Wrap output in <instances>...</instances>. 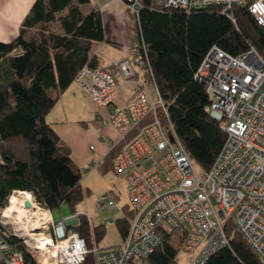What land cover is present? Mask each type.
I'll return each instance as SVG.
<instances>
[{"label": "built area", "instance_id": "1", "mask_svg": "<svg viewBox=\"0 0 264 264\" xmlns=\"http://www.w3.org/2000/svg\"><path fill=\"white\" fill-rule=\"evenodd\" d=\"M120 1L137 16L141 0ZM151 2L159 8L185 12L218 6L230 17L232 8L246 7L255 22L264 26V0ZM129 53L128 58L109 60L106 67L85 66L74 79L90 100L106 111L107 116L97 111L96 119L110 124L117 135L110 141L112 147L120 145L111 169L122 173L127 184L126 207L131 220L125 236L117 245L94 244L89 249L84 238L69 228L85 214L74 212L55 223L51 210L33 198L36 218L30 217L24 205L0 209V259L6 264H29L7 241L14 236L25 244L37 264H84L88 253L93 254V264H150V256L164 235L180 231L184 234L180 250L190 254L188 264H203L229 244L226 228L231 224L264 263V51L250 46L232 55L213 45L202 58L195 75L203 80L208 108L220 114L219 126L226 136L210 168L201 173L168 120L138 22ZM147 79L152 80L150 84ZM124 86L131 92L122 99ZM159 110L167 123L162 124ZM148 116L150 119L140 125ZM105 138L100 135L101 140ZM147 161L150 165L141 168ZM99 165L95 163L97 168ZM117 200L118 195L111 193L99 201L115 208ZM9 201L10 197L8 205ZM57 225L67 229L64 236L56 235Z\"/></svg>", "mask_w": 264, "mask_h": 264}, {"label": "trees", "instance_id": "2", "mask_svg": "<svg viewBox=\"0 0 264 264\" xmlns=\"http://www.w3.org/2000/svg\"><path fill=\"white\" fill-rule=\"evenodd\" d=\"M88 2L36 0L22 20L18 36L8 43L0 42V209L13 191H20L31 194L51 211L65 204L74 213L88 194L70 147L47 120L76 74L85 66L99 67L90 50L93 42L104 40L102 18L98 9L80 10L79 6ZM141 4L137 22L168 120L196 167L207 170L226 135L219 126L220 117L210 113L204 82L195 75L197 68L213 45L232 55L250 46L263 52L264 26L241 6L232 8L230 17L218 6L185 12L156 7L151 0H141ZM151 81L147 79L149 84ZM159 118L162 124L167 123L162 110ZM119 146L106 153L98 166L101 171L111 168ZM123 208L130 214L126 205ZM128 226L126 218L117 220L121 239ZM69 228L87 245L91 233L97 244L105 232L104 225L91 230L85 216ZM226 232L229 244L203 264H264L231 224ZM183 238L180 231L164 235L150 256V264H179L176 256ZM7 241L22 252L27 263L37 264L20 239L9 236ZM0 264H6L5 259H0ZM84 264H93L92 253L86 255Z\"/></svg>", "mask_w": 264, "mask_h": 264}, {"label": "rangeland", "instance_id": "3", "mask_svg": "<svg viewBox=\"0 0 264 264\" xmlns=\"http://www.w3.org/2000/svg\"><path fill=\"white\" fill-rule=\"evenodd\" d=\"M83 13L89 12L86 6L80 5ZM55 26V25H54ZM116 58L105 59L108 64L109 60ZM139 75L141 72L134 68ZM73 87L82 89L81 85L74 80ZM84 91V90H83ZM85 92V91H84ZM129 86H124L121 90V95L126 98L130 94ZM66 95V94H65ZM53 107L54 111H59L62 118L68 122L66 124V138L69 143L63 141L73 151L76 162L81 170H86L82 173L81 184L88 189V194L76 206V212L86 215L90 228L104 225L105 232L101 239L97 241L99 247H111L117 245L121 236L117 228V220L126 218L131 220V215L127 213L123 206L128 204L127 184L122 173H115L111 168L101 171L95 166V163L102 162L106 153L112 147V142L107 138L103 127L104 125L96 119V113L99 109L91 100L88 93L68 92V94ZM102 115L107 116L105 110L100 111ZM213 116L220 117L216 111H210ZM106 136L105 140L100 139V135ZM93 146V150H90ZM150 165V161L142 164L141 168H146ZM91 167V168H89ZM197 171L201 170L197 167ZM115 193L118 195L117 207L109 208L100 203L102 195ZM12 194V193H11ZM10 194V195H11ZM8 205V203H7ZM72 214V211L67 205L63 204L60 207L51 211L52 219L55 223L63 220L65 217ZM109 221V224H106ZM56 235L62 237L65 234L63 227L57 225L55 228ZM91 243L87 245L89 249L94 247L95 241L91 233ZM190 254L179 250L176 256V261L179 264H188Z\"/></svg>", "mask_w": 264, "mask_h": 264}, {"label": "crops", "instance_id": "4", "mask_svg": "<svg viewBox=\"0 0 264 264\" xmlns=\"http://www.w3.org/2000/svg\"><path fill=\"white\" fill-rule=\"evenodd\" d=\"M35 1L0 0V42L8 43L18 36L20 24ZM82 5H85L88 11L98 9L101 14L104 40L93 42L90 50V55L97 56L99 66L106 67L105 59L108 58H128L130 56L129 48L133 39V31L137 27V16L132 9L120 0H89L88 3ZM79 8L81 10V6ZM73 82L60 94L55 105L58 102H62L61 100L65 98L68 92L74 93L78 90V92L85 94L81 88L73 87ZM122 99L125 98L122 97ZM47 120L60 138L69 143L65 129L68 122L61 117L59 111H54L52 108L47 115ZM103 130L109 141L116 140V132L110 124H105ZM71 156L77 164L73 151Z\"/></svg>", "mask_w": 264, "mask_h": 264}, {"label": "bare ground", "instance_id": "5", "mask_svg": "<svg viewBox=\"0 0 264 264\" xmlns=\"http://www.w3.org/2000/svg\"><path fill=\"white\" fill-rule=\"evenodd\" d=\"M9 207L10 210H14L21 205H24L29 211L30 217H38V211L36 210L33 202V196L27 192L14 191L10 196Z\"/></svg>", "mask_w": 264, "mask_h": 264}]
</instances>
